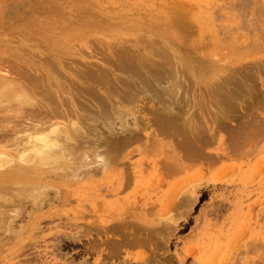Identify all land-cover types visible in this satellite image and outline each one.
Returning <instances> with one entry per match:
<instances>
[{
	"label": "rangeland",
	"instance_id": "1",
	"mask_svg": "<svg viewBox=\"0 0 264 264\" xmlns=\"http://www.w3.org/2000/svg\"><path fill=\"white\" fill-rule=\"evenodd\" d=\"M252 9L256 12L250 19ZM176 17L184 26L172 22ZM263 45L264 0H0L1 74L27 84L26 78L33 76V72L45 77L52 74L62 81L72 77L77 80L75 72L87 68L113 70L126 77L127 73L118 69L119 64L127 57L133 60L139 57L134 63L137 67H146L144 72L142 68L139 70L143 75L140 77L139 71H132L133 79L126 78L133 81L140 77L137 82L143 78L154 90L144 98L146 103L140 101L139 109H133L123 120L138 121L132 125L136 130L134 137L119 152L124 156V164L111 166L109 177L100 171L72 182L70 189L77 195L70 203L58 206L55 202L43 208L40 212L45 213L43 225H48V218L57 216V220L62 218L58 220H62V231L45 228L38 238H26L22 243L0 235V264H83L94 260L98 264H264ZM166 49L170 50L169 55ZM157 57L159 61L164 60L159 62ZM156 76L164 78L161 89L155 90L157 82L152 80ZM158 89L166 92L158 93ZM169 90L176 92V96ZM161 94H165L164 103L168 105L163 103ZM82 100H86V112L102 110L104 106L105 111L110 109L109 103L104 105L97 99ZM78 105L84 108L81 102ZM26 110L30 109L23 107L15 113L28 114ZM156 111L176 117L175 123H180L181 128L177 123V132L157 128ZM99 117L104 120L103 115ZM20 119V124L31 121ZM9 121L7 124L19 122L18 119ZM185 129L187 133L182 134ZM129 132L125 130L112 136L123 137ZM102 134L100 137L104 138L107 133ZM186 148L193 155L197 152L205 155L192 157ZM171 155L180 157L181 161L174 172L169 170L173 167L169 164H173ZM125 169L132 177L130 186L104 198L101 190L116 186ZM195 185L198 198L184 205ZM84 194L87 197H82ZM92 201L97 202L95 208L90 204ZM175 201L179 204L176 210ZM139 206L143 208L137 210ZM154 209L165 215L175 212L174 223L167 219L172 228L164 236L165 240L154 235L156 240L151 245L119 248L114 253L108 247L113 256L107 249L100 252L96 247L89 248L84 238L81 242L76 237L77 231L85 228L90 229V235L91 232L99 234L106 224L122 222V217L126 220L125 215H132L136 210L134 219L141 221L140 216ZM133 216L127 220L135 222L131 219ZM102 233L100 238L105 236ZM111 233L119 236L118 232ZM27 235L24 232L20 237Z\"/></svg>",
	"mask_w": 264,
	"mask_h": 264
},
{
	"label": "bare ground",
	"instance_id": "2",
	"mask_svg": "<svg viewBox=\"0 0 264 264\" xmlns=\"http://www.w3.org/2000/svg\"><path fill=\"white\" fill-rule=\"evenodd\" d=\"M255 12L256 11H253V9H252V12L250 14V15H252V17L250 19H252L255 16ZM178 21L179 20L177 17L172 20V22L174 24L178 23ZM180 23H178V24H180ZM178 24H177V26H178ZM182 25L183 24H180V27ZM155 42H157V41H155ZM156 50H157L156 52L159 51L157 48H156ZM168 50L166 49L165 52L167 51L168 55H169L170 50L169 51ZM159 53L161 54L162 52H159ZM130 55H129V57H130ZM162 55H163V53H162ZM171 55L173 56V54H171ZM171 55H170V57H171ZM164 56H165V54H164ZM127 58H126V60H127ZM131 58H133V57H130V59L128 58L127 61L132 60L133 63H132V61L127 62L126 60H124L125 62L122 61V63L119 64L118 69L122 73H127L126 77L131 78V80H132L133 79L132 71L137 72V71L141 70L142 67L140 65H139V67H137L135 65L134 60H136L137 57H135L134 60ZM137 59H139V57ZM157 59H158V57L156 58V60ZM163 60L164 59H162V61ZM166 60L167 59L165 58V61ZM136 61H139V60H136ZM158 61H159V59H158ZM158 61H156V62H158ZM162 61H159V62H162ZM169 61H173V60L171 59ZM175 61H176V59H175ZM143 62H145V61H143ZM167 62H168V60H167ZM142 64H144V63H142ZM144 65H147V64H144ZM154 66L156 67V65H154ZM144 68H142L141 72H144V70H146V67H144ZM160 68H162V66ZM164 68H167V67H164ZM170 68H171V66H170ZM161 70H163V69H160V71ZM136 72H135V74L137 75ZM147 72H151V71L147 70ZM17 73H19V71ZM59 73L61 74L62 72H59ZM118 73L116 71H113V70H98V69H91V68H87L85 70L79 69L78 71L75 72V75L78 77L77 80L73 79V77H72L71 79L67 78V80L65 79L62 81V80H57V78L55 76H52V74L50 76L46 74V77H45L44 74L38 75V74H35L33 72V76H30L29 78L25 77L28 81V84L15 82L11 77H7V76L0 73V233H1L0 235H2V237L5 236L6 237V238L4 237L5 239H9V240L13 239L17 243H19V242L22 243L24 240L26 241V238L33 239V240L35 239L34 237L38 238V236H40L39 234H41L45 230V228H50V229L54 228V229H58V231H62L61 230V228L63 226V223H61L62 220L58 221L62 218H59L57 220V216L50 218V220L48 218L46 220L48 225L45 226V223L43 225L42 217L45 213H40L43 210V208L47 205L50 206L55 202H57L58 206H64L68 202L70 203V201L73 200V196L76 194L75 192H73L70 189L72 182L82 180L86 176H94V175L98 174L100 171L106 172V176L109 177L110 174L108 171L111 168V166H113L117 163L118 164L119 163L124 164V161H123L124 156L121 155L119 152H120V149L122 147H124L130 141L131 138L134 137V135H135L134 133L136 132V130H134L132 125L137 124L138 121H137V119H134L133 121H130L128 119L125 121H123V120L126 119L129 116V114L132 113L133 109H135V108L139 109L140 101H143L144 98L146 99V96L148 95V93L149 92L152 93L154 90H152L151 87L149 86L150 85V84H148L149 82H146V80H144L143 78H142V80L140 79L141 82H137L136 79L140 78L143 75V74L141 75L140 71L138 72L140 74V77H137L133 81H129L126 77L121 76L123 74L120 75ZM130 73H132V74H130ZM145 73H146V71H145ZM146 75L149 76V73ZM194 75L197 77L196 73ZM166 76H168V75H166ZM162 79H160V77L159 78L157 77L156 79L152 80L153 83H154V81L157 82L156 83L157 87H155V90H156V88H160L159 86L161 85ZM147 80H149L148 77H147ZM170 80L172 81V77ZM180 82L181 81H179V83ZM167 83L168 82L166 81L165 84H167ZM177 83H178V81H177ZM131 84H133V86H131V88H128ZM172 85H173V83H172ZM163 86H164V84H163ZM174 86H176V85H174ZM133 87L135 88L134 90L132 89ZM177 88H180V87H177ZM130 89H132L133 91ZM160 89L157 90L158 93H159ZM169 89H170V87H169ZM164 90H166V89H164ZM161 91H160V93H161ZM165 92H163V93H165ZM154 93H156V91ZM170 93L172 95H174L176 92L173 94L170 91ZM164 95H162L163 96V103H164V99H165ZM156 96L157 95H155V97ZM175 96H176V94H175ZM151 97H152L151 100H153V95H151ZM166 97H168V96H166ZM172 97H173L172 99H175L174 96H172ZM82 98H85V99L90 98L92 100L97 99L99 103H103L104 105H107L109 103L108 106H110V109L105 111L107 108H105V106H104V109L102 108V110L97 109V111H96L94 109L95 111L94 110L93 111L87 110L89 112H86L87 107L84 105L86 100H82ZM157 98L158 97H156V99ZM147 99H148V97H147ZM158 100H160V99H157V101ZM167 100L169 101V98ZM154 101H155V99H154ZM79 102H81L80 106H83L84 108L79 107V105H78ZM172 102H175V100H173ZM172 102H171V105L173 104ZM145 103H146V101H145ZM160 103H161V101H160ZM157 104L158 103H156V105ZM164 104H166V103H164ZM88 105H90V104L88 103ZM166 105H168V102ZM141 106H143V105H141ZM23 107L30 109V110H26V112L29 111L28 114L22 113L20 115L18 113H15V112H21ZM88 107L90 108V106H88ZM162 107L164 108V105ZM165 107H167V106H165ZM167 108H165V110ZM157 109L159 110V108H157ZM168 110H169V108H168ZM108 111H109V113H108ZM156 114L157 115L154 117V121L156 123L157 128L160 127V129H162V130L172 129V130H176V132H177V130H178L177 128L180 127V123L176 122L177 124H179L178 125L179 127L176 128V123H175L176 117L175 118L173 116L170 117L167 114H165V112L161 113L159 111H156ZM102 115L104 116V118H103L104 120H101L102 117H99ZM20 117L31 119V121H29L27 123L23 122V124H20V121H21ZM98 118L99 119L101 118L100 119L101 121ZM15 119H18L19 122L16 124H12V123L7 124V123L11 122L9 120H15ZM98 122L102 123L101 126L103 128L101 127V129H100ZM102 129H104V130H102ZM125 130H129L130 132L123 137L112 136L113 134H118V133H121L122 131L124 132ZM181 130H183V127ZM102 133H104V135L107 133L111 136L107 137L108 135L106 134V136L104 138H101L100 135L103 136ZM181 133H179V134H181ZM186 133H187V131L185 129L182 134H186ZM168 135H170V134H168ZM99 137L101 138V140L102 139L103 140L98 141L97 139ZM174 137L177 138L176 136H174ZM179 137L182 138L183 136L181 135ZM189 137H187V138H189ZM200 140L202 142V139H200ZM189 144H190V142H189ZM189 144H187V146ZM192 145H194V144H192ZM180 146H183V144ZM188 147H189L188 149H190L191 146H188ZM188 149H187V152L189 154L191 152V150L188 151ZM192 150H194V149H192ZM197 153H196V155H193L191 152V154L193 156L191 154H190V156L197 157V158H203V156L205 155V154L202 155L199 152H197ZM171 157L173 159V164L172 163H169V164H170V167L171 166H173V167H172V169H169V170H171V172H174V170H176L177 167L180 166L181 161H180V157H178V156H172L171 155ZM131 178L132 177H131L130 172H127L125 169L124 172L121 175H119L118 184L116 186H112V187L106 189L105 191L101 190L103 195H104L103 197L107 198V196L118 194L122 190L127 189V187H129L131 182H132ZM106 179H109V178H106ZM197 189H198V187L196 185L191 188L190 195H189L190 197L188 198V200H186L184 202V205L188 206V205H190L191 199H193L194 197L198 198L199 193L197 192ZM87 193H89V192H87ZM74 197H76V196H74ZM82 197H87V196H86V194H84ZM155 201H157V200H155ZM95 203H97V202L92 201L90 203L93 208H95V206H96ZM142 203H144V202H142ZM155 203L156 202H154L153 204H155ZM171 203L174 204V202H171ZM149 204H151V203H149ZM178 205L179 204H177V202H176L175 206H174V210L177 209ZM140 207H142V206L137 207V210L141 209ZM145 208H146V206H145ZM170 208L171 207H169V209ZM132 209L135 210L136 207H133ZM132 209H130L129 212ZM137 210H136V212L133 211L134 213L131 212L132 215L126 214L125 216H128L127 219H130L129 217L133 216V214H135V213L137 214L138 213ZM142 210L143 211H141V215H142V213L144 214V209H142ZM55 212H56V210H55ZM147 212L143 216L139 215L141 221H139V220L136 221L134 219V216H133V218H131V219H134L135 222H130L127 219L126 220L123 219L125 217H122V219H121L122 222L118 221L119 223H116L113 221L115 224H111V225L106 224L102 229L99 230L100 231L99 234L101 232H103L102 234H105V236L104 237L102 236V238L99 237L98 233L93 235V233L91 232L92 235H90V233H89L90 229L87 230L88 228H85V229L79 228L80 230H78L76 228L78 230L76 237H78V240H81L82 238H84L85 240L83 242L85 244H87L89 246V248H90V246L91 247L93 246L94 248L95 247L98 248V251L101 252L104 250L106 251V249L108 247H110L109 250L113 251V253L116 250H119V248L128 249L127 247L136 246L138 244H142V245L143 244L145 245L146 243L149 244L150 242H153V239L156 240L154 235H157V236L159 235V236H161L160 239H162V237H164L166 234H168L170 232V227L172 228V226L167 221V219H170L171 222L174 223V220L172 218L175 216V212L173 213L171 210L172 213L169 212L170 214H167V215L161 213V210L158 211L156 209H154V211H152V212L150 211L151 215L147 214ZM74 215H75V213H74ZM84 215H86V214L84 213ZM84 215H83V217H84ZM148 215H150V216H148ZM119 218H121V217H119ZM54 220H55V222H54ZM52 221L54 222V225H49V223H51ZM131 221H133V220H131ZM113 222H109V223H113ZM92 223H94V222H92ZM88 226H89V228H91L93 225H91V227H90V225H88ZM174 226H175V224H174ZM179 226H180V223L178 224V227ZM24 232L28 233V235L20 237V235L24 234ZM111 232H118L119 236L116 237L117 234L115 236L114 235L115 233H111ZM3 234H4V236H3ZM56 235H57V233H56ZM55 236H54V238H55ZM92 236H94V237H92ZM64 237H66V236H64ZM70 238L71 237H69V239ZM158 238L159 237H157V239ZM43 239L45 240L47 238L45 237ZM65 239H68V238H65ZM73 239H74V236H73ZM163 239L165 240V237ZM33 240H32V242H33ZM35 241H34V243H35ZM61 241H63V240H61ZM163 241H161V242H163ZM57 242H59V241H57ZM81 242H82V240H81ZM38 243L40 244V240ZM45 243L48 244L47 242H45ZM13 244H15V243H13ZM72 244H75V243L72 242ZM103 245H106V246L103 247ZM150 245H151V243H150ZM157 245H159V244H157ZM161 245L164 246V244H161ZM34 246L36 247L37 243H36V245L34 244ZM42 246H43V243H42ZM45 246H49V244L45 245ZM157 247H159V246H157ZM157 247L155 246L154 248H157ZM32 248H34V247H32ZM59 248L60 247L58 246V249ZM44 249H45V247H44ZM61 249H62V247H61ZM61 249H59V250H61ZM126 249H125V251H127ZM54 250H55L54 253H56L57 250L56 249H54ZM92 250H95V249H92ZM109 250L107 252H111ZM152 250H154V249L152 248ZM46 251L48 252L49 250H46ZM79 251H81V250H79ZM89 252H90V250H89ZM80 253H78V254H80ZM45 254H47V253H45ZM111 254H112V252L110 253V255ZM99 255H102V253ZM151 255H152L151 257L153 258V256H155V252H154V255L153 254H151ZM84 256L86 257V255H84ZM84 256L82 258H84ZM113 256H115V255H113ZM57 257H60V256L57 255ZM61 257H63V256H61ZM22 259L24 260V258H22ZM60 259H59V261H60ZM99 259H98V261H99ZM124 259L126 261L125 257H124ZM50 260H52V258ZM101 260L102 259H100V261ZM144 261L145 260H143V262ZM130 262H132V261H130ZM120 263H121V261H120ZM76 264H78V263H76ZM83 264H98V262H97V260H94L92 262H87V263L83 262ZM127 264H128V262H127Z\"/></svg>",
	"mask_w": 264,
	"mask_h": 264
}]
</instances>
